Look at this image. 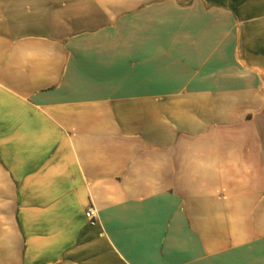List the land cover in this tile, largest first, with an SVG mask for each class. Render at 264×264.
Returning <instances> with one entry per match:
<instances>
[{
  "label": "crops",
  "instance_id": "0c3cea01",
  "mask_svg": "<svg viewBox=\"0 0 264 264\" xmlns=\"http://www.w3.org/2000/svg\"><path fill=\"white\" fill-rule=\"evenodd\" d=\"M0 264H264V0H0Z\"/></svg>",
  "mask_w": 264,
  "mask_h": 264
},
{
  "label": "built area",
  "instance_id": "2783aa9c",
  "mask_svg": "<svg viewBox=\"0 0 264 264\" xmlns=\"http://www.w3.org/2000/svg\"><path fill=\"white\" fill-rule=\"evenodd\" d=\"M86 216L90 220L91 224H96L97 221L94 218V210H93V208L88 209V211L86 212Z\"/></svg>",
  "mask_w": 264,
  "mask_h": 264
}]
</instances>
